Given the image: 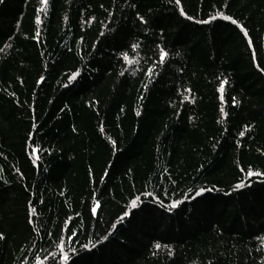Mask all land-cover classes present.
<instances>
[{
  "label": "trees",
  "instance_id": "16d2710c",
  "mask_svg": "<svg viewBox=\"0 0 264 264\" xmlns=\"http://www.w3.org/2000/svg\"><path fill=\"white\" fill-rule=\"evenodd\" d=\"M0 236V264H264V0H0Z\"/></svg>",
  "mask_w": 264,
  "mask_h": 264
},
{
  "label": "snow or ice",
  "instance_id": "6c2138e0",
  "mask_svg": "<svg viewBox=\"0 0 264 264\" xmlns=\"http://www.w3.org/2000/svg\"><path fill=\"white\" fill-rule=\"evenodd\" d=\"M42 2H46V0H42ZM179 2H180V0H176V3L177 4H179ZM181 15H184V13L183 12H181ZM226 20L227 19H231L230 17H224ZM189 19H191V17H189ZM141 22L143 23L144 21H143V19H141ZM205 23H206V21H205ZM232 23L233 24H235L236 23V21L235 20H232ZM165 53L163 52V51H161L160 52V58H161V60H163L164 58H165ZM249 175H252V173H249ZM256 175H261V173H256ZM243 186V184H240V185H237V188H239V187H242ZM199 194V193H198ZM177 205L175 204V203H173L170 207H172V208H174V207H176ZM92 211H93V213H95L96 212V209L95 208H93L92 209ZM125 215H127V213H125ZM3 237L2 236H0V239H2ZM155 247H160V245H155ZM172 253L171 252H169V255H171ZM64 260L65 261H67L68 260V257L67 256H64Z\"/></svg>",
  "mask_w": 264,
  "mask_h": 264
}]
</instances>
